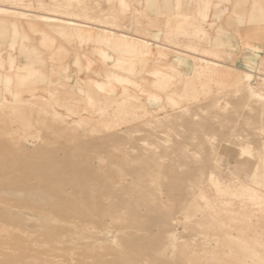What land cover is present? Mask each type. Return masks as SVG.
<instances>
[{
  "label": "rangeland",
  "instance_id": "obj_1",
  "mask_svg": "<svg viewBox=\"0 0 264 264\" xmlns=\"http://www.w3.org/2000/svg\"><path fill=\"white\" fill-rule=\"evenodd\" d=\"M235 1L0 0V264H264V0Z\"/></svg>",
  "mask_w": 264,
  "mask_h": 264
},
{
  "label": "crops",
  "instance_id": "obj_2",
  "mask_svg": "<svg viewBox=\"0 0 264 264\" xmlns=\"http://www.w3.org/2000/svg\"><path fill=\"white\" fill-rule=\"evenodd\" d=\"M235 1V0H234ZM236 2V1H235ZM238 3V2H237ZM235 14H242V13H244L245 14V17H247V12H246V10L243 8H239V9H236L235 10ZM252 15L256 18V16H260V14H259V11L258 10H255V12H254V14L252 13ZM43 17H45V19H54V17H52L51 15H42ZM245 19V18H244ZM254 19V18H253ZM71 23H75V24H78V25H82V26H86V25H84V24H81V23H78V22H74V21H70ZM249 34H250V36L251 37H258V38H260L263 34H264V32H263V30L262 29H258V28H254V27H252L251 29H250V31H249ZM81 36H82V34H81ZM125 36V35H124ZM126 38H129L128 36H125ZM257 48H260V46H258ZM262 48V47H261ZM163 76V78H169V77H171V75H169V74H163L162 75ZM166 83H170V81L168 80V81H165Z\"/></svg>",
  "mask_w": 264,
  "mask_h": 264
},
{
  "label": "bare ground",
  "instance_id": "obj_3",
  "mask_svg": "<svg viewBox=\"0 0 264 264\" xmlns=\"http://www.w3.org/2000/svg\"><path fill=\"white\" fill-rule=\"evenodd\" d=\"M195 230V229H194ZM206 235V234H205ZM207 237V236H206ZM230 244V246H231V243H229ZM228 247V246H227ZM228 248H230V247H228ZM230 250H232V251H234L235 249L234 248H230ZM232 255V254H231Z\"/></svg>",
  "mask_w": 264,
  "mask_h": 264
}]
</instances>
